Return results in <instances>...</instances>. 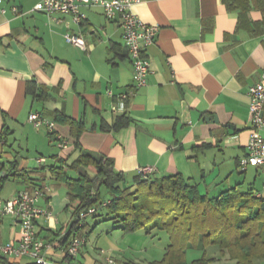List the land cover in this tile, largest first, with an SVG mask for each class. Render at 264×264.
<instances>
[{
    "label": "crops",
    "instance_id": "0c3cea01",
    "mask_svg": "<svg viewBox=\"0 0 264 264\" xmlns=\"http://www.w3.org/2000/svg\"><path fill=\"white\" fill-rule=\"evenodd\" d=\"M37 1L3 0L6 11L0 12V197L47 187L37 205L51 213L35 225L38 238L49 244L47 264L68 263L62 241L76 201L64 176H79L67 168L58 177L52 167L60 159L71 164L80 149L109 158L125 180L150 165L152 178L179 174L208 196L240 184L264 197V165H238L250 134L248 88L264 68V0H140L132 11L158 26L146 48L149 71L141 87L134 86L117 18L107 19L101 6L82 5L76 23L70 14L31 10ZM66 33L80 35L84 48L68 42ZM31 112L53 121L67 146L55 145L46 126L29 120ZM122 115L128 123L115 127ZM249 167L247 178L237 174ZM95 216L85 219V229L101 228L99 220L111 221L104 228H119L104 214ZM20 236L12 216L0 218V247ZM87 240L79 261L99 264ZM31 262L0 253V264Z\"/></svg>",
    "mask_w": 264,
    "mask_h": 264
},
{
    "label": "trees",
    "instance_id": "16d2710c",
    "mask_svg": "<svg viewBox=\"0 0 264 264\" xmlns=\"http://www.w3.org/2000/svg\"><path fill=\"white\" fill-rule=\"evenodd\" d=\"M128 121L127 117L119 116L114 126H123ZM48 135L52 137L50 132ZM90 165L95 168L93 174L87 171ZM67 168L79 173L77 179L64 176L69 198L76 201L74 217L83 209L97 206L105 210V218L121 223L125 232L142 230L148 234L156 228L167 232L170 242L162 258L148 264H208L220 259L207 254L211 246L217 247L220 255H227L235 264H264V197L257 195L253 188L241 190L237 184L208 196L179 174L159 178L151 175L142 178L136 174L127 183L109 158L82 149L71 164L60 159L52 171L59 177ZM3 180L1 176L0 183ZM104 194L111 197L105 207H100ZM87 233L84 225L76 228L72 221L62 246L67 244L71 234L86 237ZM189 249L200 255L188 259ZM64 258L69 262L66 254Z\"/></svg>",
    "mask_w": 264,
    "mask_h": 264
},
{
    "label": "built area",
    "instance_id": "2783aa9c",
    "mask_svg": "<svg viewBox=\"0 0 264 264\" xmlns=\"http://www.w3.org/2000/svg\"><path fill=\"white\" fill-rule=\"evenodd\" d=\"M140 0H38L31 10L42 11L46 14L61 12L70 14L76 23H80L83 14L80 12L82 5H98L102 7L103 13L107 19L117 18L120 21L122 37L127 47L128 56L133 67V82L135 87H141L146 84V76L149 71V60L146 55V48L155 41L158 26L149 24L139 18L132 7ZM3 0H0V12L4 13L6 9L2 6ZM13 12H18L16 6L11 7ZM65 39L81 48H84V40L80 35L66 33ZM249 96V122L250 134L247 142V153L238 161L239 168L245 170L248 166L264 165V137L261 132L264 131V68L260 73V78L248 88ZM121 97H126L123 95ZM29 120L35 125L46 126L51 133L53 141L59 148L67 146V140L55 130L53 121L42 117L37 112L29 114ZM39 163H43L45 158H37ZM155 168L150 165L139 167L137 174L142 178L152 175ZM1 177V174H0ZM47 189L46 186H34L32 189H21L10 198L0 197V218L10 215L21 227V236L17 243H7L0 247V253L4 256H27L33 259L37 264H47L44 251L49 244L39 239L35 225L40 216H49L50 211L37 205L40 196ZM109 203L103 200L100 207H105ZM97 206H91L79 211L73 218L76 228H82L85 219L97 212ZM85 235L71 234L67 244L63 247L64 253L68 256L67 264H81L77 259L79 250L85 244ZM109 263L113 260L108 258ZM61 264V263H58Z\"/></svg>",
    "mask_w": 264,
    "mask_h": 264
},
{
    "label": "rangeland",
    "instance_id": "374dc122",
    "mask_svg": "<svg viewBox=\"0 0 264 264\" xmlns=\"http://www.w3.org/2000/svg\"><path fill=\"white\" fill-rule=\"evenodd\" d=\"M51 147L53 150H57L55 146ZM252 169L253 168L249 167L246 172L237 174L240 176H246L247 178ZM238 171L240 170H235V173ZM127 179V183L132 181L131 176H128ZM130 188L133 190L134 186ZM101 190L103 191V188ZM103 196L111 197V195L107 194H104ZM95 214L96 216L94 218L99 220V218H101L104 214V209L98 208ZM107 222L111 221H97L98 224H101V228H89L87 233V238L89 240V251L93 253L99 264H104L107 262L109 257H111L116 264H125V261L128 259L139 261V264H148V261L160 260L163 256L165 247L170 242L167 232L163 229L156 228L148 234L144 233L142 230L135 232H125L120 227L121 223L118 224L119 228H104L105 224H108L107 226H109L110 223ZM139 234H143V237L137 239ZM134 243L137 246L136 248L134 246H129L134 245ZM95 245L97 249H91V247ZM208 253L212 254L215 260L217 259V256L220 257V261H213L209 262L208 264H235V261L230 260L227 255H220V251L217 247H209L207 250V254ZM199 255L200 253L196 250L189 249L187 251L188 259H192Z\"/></svg>",
    "mask_w": 264,
    "mask_h": 264
}]
</instances>
